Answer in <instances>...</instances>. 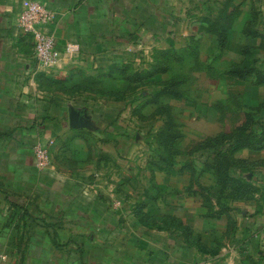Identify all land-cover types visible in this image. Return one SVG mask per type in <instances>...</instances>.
Listing matches in <instances>:
<instances>
[{
  "label": "rangeland",
  "instance_id": "obj_1",
  "mask_svg": "<svg viewBox=\"0 0 264 264\" xmlns=\"http://www.w3.org/2000/svg\"><path fill=\"white\" fill-rule=\"evenodd\" d=\"M53 1L76 17L81 31L78 42L62 49L73 46L78 53L61 60L75 69L48 75L58 63L38 81L43 97L36 100L15 79L23 76L0 57V264H164L178 257L210 264L200 235L183 226V213L204 203L203 196L215 204L244 202L220 192L211 168L223 156L207 144L220 136L236 139L245 124L248 134L264 133V84L230 75L239 66L264 72V0H232L239 11L223 48L205 29L228 0ZM37 2L56 19L50 0ZM248 27L258 36L247 35ZM28 45L34 56L33 41ZM168 50L173 56L158 54ZM110 53L119 58L111 56L115 64L108 68L97 58L109 63ZM121 63L131 67L125 74L144 80L137 85L124 78L116 71ZM112 68L113 79L101 76ZM172 81L181 97L165 95L154 103ZM71 108L83 110L91 125L71 128ZM164 109L173 120L175 169L183 170L175 175L156 167L161 153L167 155L156 140ZM233 174L260 186V209L264 166L248 163ZM8 199L26 203L30 213L13 210ZM242 206L251 217L254 207ZM42 219L59 229L55 246Z\"/></svg>",
  "mask_w": 264,
  "mask_h": 264
},
{
  "label": "crops",
  "instance_id": "obj_2",
  "mask_svg": "<svg viewBox=\"0 0 264 264\" xmlns=\"http://www.w3.org/2000/svg\"><path fill=\"white\" fill-rule=\"evenodd\" d=\"M55 3L53 0L48 2L50 9L58 11V16H56V19L52 24L46 27V32L56 39L59 49H64V46L67 43L78 42L76 36L79 39L82 35L80 33L81 31L78 29L79 27L77 26L76 17H74L73 14L71 15L68 10L65 11V9H67L65 7L62 10H59L62 7L55 5ZM60 3L65 4L66 2L65 0H60ZM26 4V0H0V57L6 66L7 63H9L10 68L23 76L15 79L18 80V83H21V86H26L24 88V92L29 91L30 95L36 97L35 99L38 100L43 97V93L38 90V81H40L41 78L46 76L49 72H44L45 75L42 74L43 71L40 70L34 56H31V53L29 55V49L27 47H29L28 44L33 41L32 38L22 36L17 30L16 24L18 16ZM95 8V6L90 7V9ZM82 48V56L84 55V59L88 60V58H90V50L88 49V46H86L85 42H83ZM109 55V59L112 56L115 61L119 58V55L114 54V56L112 53ZM97 60L108 68L109 66L111 67V65L114 66L115 64L112 62V59H110L109 63H106L103 57H100L99 59L97 58ZM119 65H123V63ZM75 66L76 65L74 64L69 65V60H65L64 62L61 61L59 62L58 68L54 70L55 72L53 71V74L48 75L58 76L64 74L67 70L71 72L75 69ZM104 73L99 72V74ZM26 82L29 84V87ZM61 110V117H63V113L66 111L64 108ZM44 111L45 109H42V112ZM73 111L77 112L79 117L87 119L83 110L74 108L67 109L69 114V125L70 115ZM37 112L38 113L36 114L40 115V112ZM44 113L49 115L51 118L57 117V115L53 114L51 110H47ZM35 122L36 121L32 124L33 128L37 126ZM74 129L81 130L82 128ZM243 150L247 151L248 156L246 158L236 156L237 159L246 160L249 163L254 164L259 163L264 166V149L259 151H252L250 149ZM257 195V193L254 195L252 198L253 200H235L244 201L246 203L239 202L240 204L237 205H228V212L217 215L215 218L206 217L208 209L204 206L203 202L199 205H192L190 208H186L183 213L185 216L182 221L184 224L183 226L188 229L190 228L191 230H189L193 231L194 236L197 234L200 235L201 252L206 254V258H213V261L210 264H264V204H260V209H256ZM241 204H247V206L254 207L251 217L243 212V208L246 206H242ZM9 206L13 210L22 208L24 212L30 213L26 203L13 205L9 202ZM214 207L215 211L220 210V206L215 203ZM35 210L36 209L34 208V211ZM237 213L241 217L237 216ZM38 223L49 229L52 243L55 246V243L57 244L59 238V229H57L56 226L48 220L42 219ZM213 253L218 254L215 256H209ZM205 257L201 254V259ZM191 261L192 258H185L184 260L183 258L178 257L177 259H169L168 261H165L164 264H191ZM20 264H22L21 260Z\"/></svg>",
  "mask_w": 264,
  "mask_h": 264
},
{
  "label": "trees",
  "instance_id": "obj_3",
  "mask_svg": "<svg viewBox=\"0 0 264 264\" xmlns=\"http://www.w3.org/2000/svg\"><path fill=\"white\" fill-rule=\"evenodd\" d=\"M231 9V10H230ZM239 11L238 7H233L232 0H228L222 10L214 19L207 20V27L205 29L206 32L216 35L220 47L223 48L226 45L228 40V34L233 26V21L237 17V13ZM246 34L249 36L256 37L258 34L256 31H253L251 27H248L246 30ZM161 56L171 57L173 56L172 51H160L158 52ZM117 72L121 73V75L127 80L137 83H141L144 77H139V74H125L131 67L127 64L117 67ZM112 68L110 73L106 75H101L102 77H111L114 78L113 73L115 72ZM114 71V72H113ZM230 75L242 80L253 77L256 79L259 84H264V72L252 66H239L230 70ZM99 79L97 83L101 82ZM175 81L168 83L160 93L153 98V102H158V99L168 95L175 98H180L181 94L174 86L177 85ZM164 113L165 116V124L162 129L156 135V140L159 145V148L167 153L166 156H162V153L159 157V162L157 164V168L159 171L165 172L167 174H179L182 173L183 170H176V151L173 150V144L175 142V133L173 132V120L168 111L166 109L161 110V113ZM248 129L246 124L241 128H238L234 134L236 139H231L226 141L227 137L220 136V138L216 140L210 141L207 146L210 148H214L217 155H222L223 159L214 163L212 165L211 170L213 169V174L215 175L217 185L220 188V192L226 193L227 196L232 201L235 200H249L254 197L257 193H260L259 186H257L253 181H249L247 178H243L242 176H234L233 172L235 169H244L248 165V161L240 160L235 158V153L243 150L250 149L252 151H259L264 149V133H261L259 136H256L254 133H247ZM232 135V137L234 136ZM228 143V144H227ZM223 144V145H222ZM228 153V154H227ZM179 171V172H178ZM204 197V206L208 209L206 213V217L215 218L217 215H221L222 213L228 212L229 207L228 204L221 203L220 200L217 201V205L220 206L219 211H215L214 201L211 198ZM9 200V199H8ZM11 204L18 205L19 201L9 200ZM216 255L218 253H213L212 255Z\"/></svg>",
  "mask_w": 264,
  "mask_h": 264
},
{
  "label": "built area",
  "instance_id": "obj_4",
  "mask_svg": "<svg viewBox=\"0 0 264 264\" xmlns=\"http://www.w3.org/2000/svg\"><path fill=\"white\" fill-rule=\"evenodd\" d=\"M19 30L22 36L31 37L34 44V58L41 71H50L58 63L78 54L73 46L67 51L59 49L56 39L46 32V27L55 20L54 14L37 1L30 2L19 16ZM207 264V263H200Z\"/></svg>",
  "mask_w": 264,
  "mask_h": 264
},
{
  "label": "water",
  "instance_id": "obj_5",
  "mask_svg": "<svg viewBox=\"0 0 264 264\" xmlns=\"http://www.w3.org/2000/svg\"><path fill=\"white\" fill-rule=\"evenodd\" d=\"M70 125L72 128H86L91 124L88 122V119L79 117L77 112H72L70 115Z\"/></svg>",
  "mask_w": 264,
  "mask_h": 264
}]
</instances>
